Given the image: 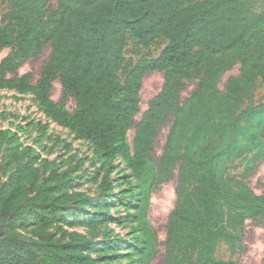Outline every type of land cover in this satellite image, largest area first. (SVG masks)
<instances>
[{"label":"trees","instance_id":"trees-1","mask_svg":"<svg viewBox=\"0 0 264 264\" xmlns=\"http://www.w3.org/2000/svg\"><path fill=\"white\" fill-rule=\"evenodd\" d=\"M263 25L264 12L248 0H57L56 7L53 0H10L0 17V53L10 49L0 61V89L32 94L48 119L91 144L106 172L94 198L74 187L72 169L24 145L11 127L0 129V157L9 164L0 167V264H110L114 241L107 231L97 237L111 221L110 168L118 157L138 180L137 192L130 190L132 264L157 256L151 195L175 178L160 264H237L218 257L219 245L241 243L246 220L264 226V194L230 173L250 155L249 170L264 161V100L255 93L264 79ZM130 37L145 49L167 43L122 80ZM47 44L52 51L34 83L32 72L19 69ZM236 63L240 74L221 91V74ZM152 71L163 72L164 83L136 121L143 77ZM56 80L60 100L52 97ZM187 82L196 88L182 104ZM65 223L86 232L67 231Z\"/></svg>","mask_w":264,"mask_h":264},{"label":"rangeland","instance_id":"rangeland-1","mask_svg":"<svg viewBox=\"0 0 264 264\" xmlns=\"http://www.w3.org/2000/svg\"><path fill=\"white\" fill-rule=\"evenodd\" d=\"M9 3L10 0H0V17L7 11ZM248 3L254 10L264 12V0H248ZM53 6H57V0H53ZM260 33L264 35V25L260 28ZM166 43L165 39H160L150 49H145L130 37L126 48V62L121 74L122 80L125 79V73L136 64L158 57ZM51 51L50 44H47L40 55L29 59L22 65L19 74L32 72L34 74L33 82L36 83L44 65L49 60ZM9 52L10 49H4L0 53V61ZM240 67L241 64L236 63L232 69L221 74L219 80L221 91L225 90L230 77L240 74ZM163 83L164 73L161 71H152L144 75L140 90L141 110L136 116V121L140 120L143 111L148 107V101L161 90ZM195 88L196 82H187L180 98L182 104L188 101ZM255 93L257 100H264V79L260 78ZM61 95V82L56 80L52 97L55 100H60ZM76 105L77 102L74 98L67 101L70 110L76 108ZM11 123H13L12 126ZM8 127L20 133L24 145H33L42 153V156L56 159L63 168L72 169L73 175L76 177L74 187L97 198L101 192L100 182L106 172L102 160L95 157L91 144L77 139L69 129L48 119L40 110L32 94L0 89V129ZM169 128V124L165 125L159 134L154 153L156 158L163 153ZM134 133L135 129L132 127L128 134L131 144H133ZM250 157L251 155L234 162L230 167L231 176L236 180L247 182L256 193L264 194V161L260 162L253 170H249L252 167ZM8 165V160L0 157V167L7 168ZM110 169V177L115 187L109 212L111 221L101 228L97 239L103 240L105 231H107L114 241L110 253H113L115 259L110 264H132L126 256L131 251L129 247L134 244L133 227L136 226L133 218L135 204L130 203V190L134 189V192H137L138 180L121 157L113 161ZM175 202L176 178L164 183L151 195L148 218L158 237V253L151 264H160L164 258L167 222ZM129 214L132 215L131 218L128 217ZM63 228L67 231L86 232L83 227L70 226L67 223L63 224ZM97 255L98 253H95V256ZM217 255L226 260L236 261L237 264H264V226L246 220L241 243L232 245L222 242L218 247Z\"/></svg>","mask_w":264,"mask_h":264}]
</instances>
